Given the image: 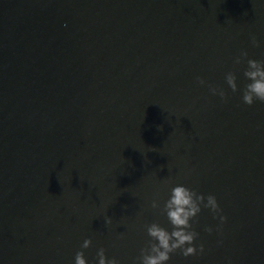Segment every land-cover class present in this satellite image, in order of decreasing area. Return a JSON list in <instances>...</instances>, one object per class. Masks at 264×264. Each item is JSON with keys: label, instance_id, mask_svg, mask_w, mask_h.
I'll return each instance as SVG.
<instances>
[{"label": "water", "instance_id": "water-1", "mask_svg": "<svg viewBox=\"0 0 264 264\" xmlns=\"http://www.w3.org/2000/svg\"><path fill=\"white\" fill-rule=\"evenodd\" d=\"M242 51L264 61V0H0V264H134L146 225L171 231L150 204L178 184L225 219L202 209L204 253L169 264H264V104L242 102Z\"/></svg>", "mask_w": 264, "mask_h": 264}, {"label": "clouds", "instance_id": "clouds-1", "mask_svg": "<svg viewBox=\"0 0 264 264\" xmlns=\"http://www.w3.org/2000/svg\"><path fill=\"white\" fill-rule=\"evenodd\" d=\"M251 45L258 48L260 42L253 36ZM245 60L247 61V68L243 75L249 83L246 84L243 90L242 102L249 107L254 102L264 104V61L249 59L248 53L242 51L234 59V63L239 65ZM197 82L200 86L206 84L205 80L199 77H197ZM225 82L233 93L238 91L237 77L234 73H227ZM208 88L213 96H219L221 100L226 99V93L222 88L211 85H208ZM150 207L166 217L171 231L157 222L146 225L148 241L146 246L140 250L134 264H169L172 254L175 253H180L185 259L197 255L198 252L203 254L205 251L204 245L196 246L195 244L199 238V233L193 229V222L196 217L202 209H206L212 213L213 219L219 220L220 224H223L225 219L214 195L204 196L198 194L182 184L171 188L163 207L156 199L152 200ZM111 223V219L106 217L105 224L110 225ZM205 231L211 234L213 229L208 227ZM91 245V239H85L81 248L87 250ZM74 264H88L84 251L76 253ZM96 264H120V262L115 257L108 258L105 249L100 248L96 253Z\"/></svg>", "mask_w": 264, "mask_h": 264}]
</instances>
